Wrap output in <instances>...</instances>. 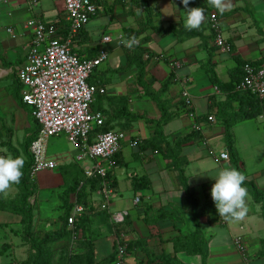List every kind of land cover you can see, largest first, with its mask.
Returning a JSON list of instances; mask_svg holds the SVG:
<instances>
[{
    "label": "crops",
    "instance_id": "0c3cea01",
    "mask_svg": "<svg viewBox=\"0 0 264 264\" xmlns=\"http://www.w3.org/2000/svg\"><path fill=\"white\" fill-rule=\"evenodd\" d=\"M225 3L228 7L221 14L208 0H190L189 8L205 9V21L193 30L183 26L185 6L180 0L103 3L102 11L91 19L84 33L74 38L73 48L80 56L92 58L99 49L109 53V60L91 78L92 83L106 90L105 95L97 97L93 109L111 117L109 126L113 130L126 133L111 172L110 181L114 185L110 187L113 194L107 211L102 209L104 199L99 193L100 187L90 191L86 185L89 236L98 263L112 256L119 236L109 213L127 211L129 215L122 226L127 244L125 264H174L176 260L188 264V257L193 259L190 264H200L199 255L175 252V241L195 230L196 207L211 204L202 219L207 264H264V257L259 256L264 239L262 205L248 193V211L244 217L223 223L210 194L215 181L196 170L199 165L212 175L220 168H233L225 138V126L229 123L245 181L254 182L264 190V119L258 116L236 121L250 108L249 101L229 92L240 79L241 62L251 61L264 67V0H225ZM211 12L218 15L219 29L232 46L231 53L221 52L214 43L215 34L209 27ZM33 18L56 22L64 28L68 25L63 0H0V156L14 157L15 150L25 161L26 150L30 151L25 142L37 124L30 108L22 101L23 86L17 69L24 64L30 48L32 30L28 22ZM170 26L179 30V34L166 32ZM7 28H12L17 37L8 34ZM104 36H110V42H103ZM134 59L144 62L143 80L151 92H158L164 82H169L162 99L167 102L172 118L162 123L161 138L156 134L161 111L149 91L139 83L140 70L131 64ZM174 62L181 63L177 70L171 68ZM179 77L188 78L185 88L191 96L196 119H191L186 109H180L183 86L177 80ZM121 110L141 118L127 121ZM114 114L122 116L113 119ZM209 116L214 121H208ZM195 122L200 124V131L194 129ZM186 136H191V140L181 147L180 157L185 162L179 163L185 179L183 185L170 151ZM56 138L48 143V158L57 164V173L43 171L33 180L38 190L33 225L34 230L41 232L60 228H54L56 219L50 214L56 209L60 216L63 214V194L59 192L76 178L81 184L85 180L83 169L89 164L76 159L79 154L76 148L70 151ZM136 138L140 140L138 145L130 147ZM223 152L228 153V160L220 158ZM134 177H145L150 187L143 185L136 191ZM17 191L12 184L0 194L13 198ZM136 198H139L137 204ZM69 199L72 208L83 203L77 193H72ZM162 212L178 219L156 221ZM13 215L0 210V227L14 232L11 227L17 225L16 234L22 237L20 217L12 218ZM239 236L245 252L235 244ZM4 244L11 247L7 242ZM25 252L28 258L29 252Z\"/></svg>",
    "mask_w": 264,
    "mask_h": 264
},
{
    "label": "built area",
    "instance_id": "2783aa9c",
    "mask_svg": "<svg viewBox=\"0 0 264 264\" xmlns=\"http://www.w3.org/2000/svg\"><path fill=\"white\" fill-rule=\"evenodd\" d=\"M125 1L100 0L102 4L110 5ZM63 2L67 27L38 18L28 22V27L32 30V41L24 64L17 69L18 80L23 86L22 101L30 108L35 122L39 125V132L29 147L33 158L29 176L34 180L39 173L57 167V164L48 158V143L51 138L65 134L68 142L79 151L76 159L89 163L83 169L84 177L100 179L99 193L104 199L102 209L107 211L113 194L107 175L115 165V156L121 151L126 133L121 130H109L93 135V131L104 126L106 116L102 112L93 111L92 104L96 96L105 95L106 90L102 86L90 84L88 80L98 67L109 60V53L99 49L95 57L89 58L80 56L73 48L74 38L85 31L91 19L102 11L103 6L92 0ZM218 22V15L211 12L209 27L215 34L214 43L221 52L231 53L232 46L221 33ZM6 31L13 38L17 37L12 28H7ZM122 37L118 36L119 39ZM110 40V36H104L102 41ZM180 66L179 62L171 64L173 70ZM177 80L183 86L180 94L188 116L196 119L191 96L185 88L188 78L179 77ZM215 89L218 91V88ZM236 90L264 101V67L245 61L242 65V78ZM260 117L264 119V111ZM208 121H214V117L209 116ZM194 129L201 130L198 122L194 123ZM139 141L138 138L132 140L130 147H136ZM220 158L228 160V153H221ZM83 185L84 182H81L80 186ZM138 202L139 198H136L135 203ZM84 211L85 207L77 203L67 219L68 229L72 231V242L79 238L76 223ZM128 215L127 211L110 212L111 224H123ZM221 220L226 223L228 219L221 217ZM235 244L240 251H246L242 237H236ZM126 246L124 234L117 236L114 264H125Z\"/></svg>",
    "mask_w": 264,
    "mask_h": 264
},
{
    "label": "trees",
    "instance_id": "16d2710c",
    "mask_svg": "<svg viewBox=\"0 0 264 264\" xmlns=\"http://www.w3.org/2000/svg\"><path fill=\"white\" fill-rule=\"evenodd\" d=\"M92 1L98 4H102L100 0H92ZM169 31H174L177 35L179 34V30H177L174 26H170L169 28H167L166 32H169ZM83 33L84 31L82 32V34ZM248 62L253 63L254 65H257L259 67L261 66L255 62H251V61H248ZM241 63L242 64H241L240 79L234 84V88L232 87L233 89L231 88L232 90L229 92L235 97L246 98L247 101H249L250 108L247 109V111H245L243 114H241L238 120L236 119V121L246 120L252 117H258L264 111V101L263 100H260L258 97L254 95L236 90L237 84L240 82L242 78V65L244 62H241ZM131 64H136L138 66L140 70V74L138 78L139 83L147 91H149L150 98L156 102V104L158 105L161 111V118L158 122L159 127L156 128L157 137L161 138L163 135L162 128H161L162 123L167 122L172 118V114L169 112V109L167 107V102L162 99L163 95L168 90L169 82L168 81L164 82L163 86L158 92H151V89L149 88V86H147V84L143 80L144 71H145L144 62H142V60L140 59H134V61H131ZM91 78L92 76L90 77L88 82L90 84H94L91 82ZM214 81L216 82V79ZM98 96H96V100ZM93 104H92V110L94 111ZM183 108L186 109V112L188 114V110L185 106L184 100L181 102V105H180V109H183ZM121 111H123V115L125 116L127 121H134V120H138L139 118H141L140 115L130 114L126 112V110H121ZM104 115L106 116V121H105L104 126L101 127L100 129H96L95 131H93V135L96 134L97 132L113 130L111 126H109L112 122V120L110 119L111 117L107 116V114H104ZM120 116H122V114H116V115L114 114L113 119L118 118ZM36 128L37 129L32 133V135L25 142V145L28 148L30 147L31 142L36 138L39 132L38 124ZM225 138L227 140V145L230 148L231 158L233 161V168H237L243 174V170L240 168V165H239V158L237 156L236 151L233 148V143H232L233 139L231 135V124L229 123H227V125L225 126ZM190 140H191V136H186L185 138L179 139L176 142L175 147L170 151L173 157V162L177 165L176 170L178 172V177L183 183V185L185 183V179L183 176V170H181V167H180L181 164L179 165V163L181 161L185 162V160H182V157H180V151H181V147L185 145L186 143H188ZM13 152H14V157L19 156L17 151L14 150ZM32 159H33L32 156H30V161L24 160V167L22 170L23 176L21 177L20 182L18 184H14L18 190L15 196L13 198H5L0 194V210L14 214V215H18L20 217V223L22 226L21 234L23 238H25L26 240L28 239L31 240L32 238H34V234H35L34 225H33L34 219H35V213H34L35 211H34L33 204L29 202L30 187L28 184L29 182L28 179L31 180L29 176V167L32 163ZM111 172L112 170L111 171L109 170L107 179L109 180L110 187L113 188L114 184L111 183L110 181ZM83 178L85 180L83 181L84 185L82 187L80 186V181L77 178H76L77 180L76 179L72 180L66 184L63 195L61 197L63 214L61 215L62 224L60 228L54 231H45L40 236L35 235L36 236L35 238H37L35 240L39 241V245L41 247L42 252H40L36 256H33V254H30L26 260L31 261L33 257H37L38 258L37 261L39 262V264H110L114 262L115 255H116V247H115V250L112 256L106 258L104 262L98 263L95 260L94 243H93L92 237L89 236V232H90V229H89L90 225H88L89 216L86 215V211H87L86 208L88 207L86 205V202H87L86 201V190H87L86 185L88 186L90 191H94L100 187V179L98 178L86 179L84 175H83ZM244 184L247 188V192L251 195L252 199L256 203H260L262 205V218L264 221V190H261L260 188H258V186L254 182L245 181ZM143 185H145V188L150 187V184L148 183L145 177H141V178L134 177L133 178V188L136 191L139 188H141L140 186H143ZM72 193H77V197L79 201H82L83 203L81 204H83V206L85 207V211L83 215L78 219L76 223V229L79 232V238L76 240V242H78L77 243V247L79 249L78 252L79 253L82 252V253L78 254L75 252L76 254L71 253L70 255H68L67 252L64 251L65 250L64 247H67V245L64 246L63 244V247H62L63 249L59 251L61 252L60 253L61 255L56 257L57 252L55 249H53V245L64 243V242L69 243L72 238V231L68 229V226H67V219L72 210V205L70 204V199H69ZM187 193H188V196H190V199L192 200L193 198L191 197L190 192H187ZM210 207H211V204H204L200 208L196 207L195 218H194L195 219V230L186 235L184 234L183 237L178 238V240L175 241V252L178 253L181 251L191 256L199 255L201 256V259H202L200 264H207V251H206V246H205L206 240L204 236V230L202 227V219L206 216V213L208 212ZM163 218L173 219V220L178 219L177 216L173 214L162 212L159 214V217L156 218V221L159 219H163ZM183 219H184V214H183ZM123 224L114 227L115 231L117 232V234H119V236L123 234V231H122ZM3 248L8 250V248L10 247L4 244ZM126 251H127V246H126ZM4 252L6 251H3V250L0 251V253H4ZM259 256L264 257V239L261 241V251L259 252ZM27 262L28 261H26V263ZM172 263L185 264V263L177 262V260Z\"/></svg>",
    "mask_w": 264,
    "mask_h": 264
},
{
    "label": "clouds",
    "instance_id": "9594fccd",
    "mask_svg": "<svg viewBox=\"0 0 264 264\" xmlns=\"http://www.w3.org/2000/svg\"><path fill=\"white\" fill-rule=\"evenodd\" d=\"M185 6L183 26L187 30L199 29L205 21V9L188 5L190 0H180ZM208 3L219 13H223L228 5L225 0H208ZM24 159L21 156H0V193H5L12 184H18L23 176ZM198 172L212 178L215 183L211 187V197L216 211L225 219H242L248 211L246 199L247 188L245 176L237 168L223 167L209 175L208 169L196 166Z\"/></svg>",
    "mask_w": 264,
    "mask_h": 264
},
{
    "label": "rangeland",
    "instance_id": "374dc122",
    "mask_svg": "<svg viewBox=\"0 0 264 264\" xmlns=\"http://www.w3.org/2000/svg\"><path fill=\"white\" fill-rule=\"evenodd\" d=\"M53 138H55V137H53ZM56 139L60 140L61 145L64 146L66 149H68L70 151H73L75 149V147L72 146L68 142V139H67L65 134L58 136V138H56ZM29 152H28V150H26L27 161H30L31 155ZM81 163H84V162H81ZM49 171H51L52 173H57L56 169L49 170ZM28 181H29L28 184L30 187L29 202L31 204H33V207H34V205H35V192L37 193L38 190L33 185V183H34L33 180L28 179ZM65 187H66V185L63 187V191H60L59 193L63 194L62 192H64ZM57 194H58V192H57ZM54 202H56V201H54ZM34 210H36V209L34 208ZM53 210H54V208H53ZM50 214H51V218L53 217V219H56V222H55L56 225L54 226V228H57L58 226L60 227L62 224V220H61V216L59 215L58 209L52 211ZM15 217H16V215H13L12 218H15ZM41 222H43V221L41 220ZM43 223H45V221ZM46 224H48V223H46ZM11 228L14 230V232L7 231V230L3 229L2 227H0V251L1 250L6 251L4 253H0V264H39V262L37 261L38 260L37 257H33L31 261L26 260L27 257H26L25 250L29 252L28 253L29 255L31 253V254H33V256H36L37 254L42 252L41 247L39 245V241L35 240V239H37L35 237L42 235L43 232H41V230H39V231L34 230L35 231L34 238H32L31 240H29V239L26 240L25 238H22L23 236L21 237L18 234H16L17 233L16 232L17 225H13ZM6 242L11 245V247L8 248V250L3 248V244ZM77 243L78 242H72V239L70 240L69 243H66V242L62 243V244H64V246L67 245V247H64V249H65L64 251H66L68 255H70L71 253L73 254L75 252L80 254L78 252L79 249L77 247ZM24 246H27L26 249L23 248ZM62 247H63V245H61V243L53 245V249H55L57 252L56 257L61 255L60 254L61 252H59V251L61 249H63ZM187 260L190 261V262L187 261L188 264L193 262V259H191V257H188ZM26 261H28V262L26 263Z\"/></svg>",
    "mask_w": 264,
    "mask_h": 264
}]
</instances>
